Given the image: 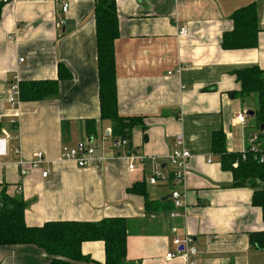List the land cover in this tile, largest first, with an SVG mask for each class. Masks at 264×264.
Segmentation results:
<instances>
[{
	"label": "crops",
	"instance_id": "obj_1",
	"mask_svg": "<svg viewBox=\"0 0 264 264\" xmlns=\"http://www.w3.org/2000/svg\"><path fill=\"white\" fill-rule=\"evenodd\" d=\"M98 0H7L0 18V156L3 193L26 202L25 222L128 219L127 258L133 264H185L173 240L190 234L198 248L197 264H264V250L251 234L264 230L261 207L252 204L254 188L233 186V173L213 151V133L222 130L230 152H242L257 132L235 115L254 109L252 95H238L234 69H264V0H115L120 36L115 41L118 107L124 116L140 117L132 130V150L142 157L129 168L126 155L107 143L86 167L63 159L64 144L87 139L86 120L97 121V138L111 130L101 120L97 25ZM69 4L67 12L63 5ZM254 5L259 39L254 47H223L233 30L237 9ZM181 27L188 34H179ZM23 58V60H21ZM63 63L72 73L59 91L40 100H9L15 80L57 79ZM93 126V125H92ZM182 133L190 151L185 214L151 210L145 196L133 192L144 183L149 199L171 203L173 186L153 185L149 177L168 174L169 153ZM261 144V143H260ZM20 147V154L15 152ZM42 152L37 169L21 174L20 158ZM43 170H49L47 177ZM158 204V203H157ZM159 206V204H158ZM86 264L105 262L103 240L85 241ZM49 255L35 244L0 245V264H47Z\"/></svg>",
	"mask_w": 264,
	"mask_h": 264
},
{
	"label": "trees",
	"instance_id": "obj_2",
	"mask_svg": "<svg viewBox=\"0 0 264 264\" xmlns=\"http://www.w3.org/2000/svg\"><path fill=\"white\" fill-rule=\"evenodd\" d=\"M0 0V18L5 5ZM97 25L98 76L101 120L111 121V135L129 140L126 148L131 152L132 130L141 118L124 116L118 107L115 41L120 36L119 17L115 0H98L95 5ZM233 30L225 33L223 47L249 48L258 43L259 26L254 5L237 9L232 16ZM57 79L25 80L20 82L23 100H40L59 91L61 80L69 79L72 73L63 63L58 67ZM240 83L241 98L253 96L257 106L255 121L259 132L260 150H264V69L253 65L232 71ZM87 139L96 140L95 120L85 121ZM93 125V126H92ZM98 139L97 141H99ZM213 151L220 156L222 167L233 173V186L249 185L254 188L252 204L262 209L264 217V161L259 151L230 152L226 147V135L222 130L213 133ZM119 152V150H117ZM120 153V152H119ZM131 191L145 196L146 206L151 210L171 211L172 202H157L149 199L144 183H135ZM26 202L20 196L3 193L0 198V245L35 244L48 255L47 264H86L90 258L82 253L85 241L103 240L105 262L103 264H133L127 258L128 219L106 217L99 221H49L42 226H28L25 222ZM252 244L264 250V230L251 234Z\"/></svg>",
	"mask_w": 264,
	"mask_h": 264
},
{
	"label": "built area",
	"instance_id": "obj_3",
	"mask_svg": "<svg viewBox=\"0 0 264 264\" xmlns=\"http://www.w3.org/2000/svg\"><path fill=\"white\" fill-rule=\"evenodd\" d=\"M7 1V0H5ZM69 4L65 3L63 5V11L67 12ZM179 34L185 36L188 34L187 27H181ZM23 60V58H21ZM21 90H20V81L15 80L11 86V95L9 100L12 103H17L20 99ZM249 115L247 111L239 112L235 115V118L245 124L247 123ZM107 143L114 150H120L126 148L129 144V140L121 137L113 138L111 135V130L107 133H103L100 140H89L83 139L79 141L76 145L64 144L61 149V156L66 160H73L80 167H86L91 164V161L97 156L99 149L105 150ZM184 136L182 133H179L176 137V146L169 153L167 159L170 164V170L168 174H164L160 169L154 171L153 175L149 177V183L153 185H158L160 183H167L173 186L171 192V201L172 209L170 211L171 217H181L185 214V201L184 196L185 192L182 188L185 185L187 168L191 153L184 146ZM247 149L252 151H259L261 153L260 159L264 161V150H260L259 142V132L253 133L250 139V144ZM246 151V148L243 152ZM15 152L20 154V147H17ZM8 153L7 149V138L0 137V156L6 155ZM126 157L129 159V168L133 170L136 167L135 161L142 158L136 150L129 152ZM45 160V157L42 152H37L33 159H24L20 158L19 163L21 165V174L26 175L30 173L33 169H37L41 162ZM49 170H43L42 175L47 177L49 175ZM174 244L177 247V254L169 252L167 258L175 257L176 255L181 256L185 264H197V255L198 248L194 243V239L190 234H185L183 236H176L173 240Z\"/></svg>",
	"mask_w": 264,
	"mask_h": 264
},
{
	"label": "water",
	"instance_id": "obj_4",
	"mask_svg": "<svg viewBox=\"0 0 264 264\" xmlns=\"http://www.w3.org/2000/svg\"><path fill=\"white\" fill-rule=\"evenodd\" d=\"M247 114H248L249 116H254V115H255V111H254L253 109H250V110L247 111ZM262 129H264V124H262ZM169 197H171V195L166 196L164 199H167V198H169Z\"/></svg>",
	"mask_w": 264,
	"mask_h": 264
},
{
	"label": "rangeland",
	"instance_id": "obj_5",
	"mask_svg": "<svg viewBox=\"0 0 264 264\" xmlns=\"http://www.w3.org/2000/svg\"><path fill=\"white\" fill-rule=\"evenodd\" d=\"M250 117V116H249Z\"/></svg>",
	"mask_w": 264,
	"mask_h": 264
}]
</instances>
